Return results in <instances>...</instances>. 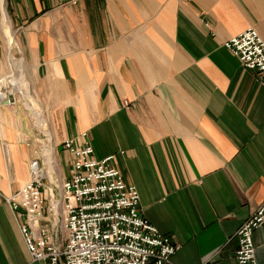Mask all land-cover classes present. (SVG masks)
Here are the masks:
<instances>
[{
  "label": "crops",
  "instance_id": "0c3cea01",
  "mask_svg": "<svg viewBox=\"0 0 264 264\" xmlns=\"http://www.w3.org/2000/svg\"><path fill=\"white\" fill-rule=\"evenodd\" d=\"M0 1L15 32L9 47L0 24V78L31 79L47 123L36 133L0 104V264H31L4 196L28 181L48 131L60 180L47 186L68 173L61 143L85 131L179 244L174 264H238L237 230L264 203V84L224 43L251 27L264 39V0ZM253 239L264 264V224Z\"/></svg>",
  "mask_w": 264,
  "mask_h": 264
},
{
  "label": "built area",
  "instance_id": "2783aa9c",
  "mask_svg": "<svg viewBox=\"0 0 264 264\" xmlns=\"http://www.w3.org/2000/svg\"><path fill=\"white\" fill-rule=\"evenodd\" d=\"M224 45L264 84V39L254 27ZM4 99L0 93V101ZM129 104L123 101L125 107ZM79 137L80 143L73 138L61 143L71 160L58 196L54 187L44 184V157L37 156L29 160L28 181L4 197L31 264H174L179 244L145 218L137 188L110 163L113 155L95 159L87 133ZM44 189L51 210L48 219L44 218ZM263 224L264 203L237 230L238 264H259L253 234Z\"/></svg>",
  "mask_w": 264,
  "mask_h": 264
},
{
  "label": "bare ground",
  "instance_id": "6f19581e",
  "mask_svg": "<svg viewBox=\"0 0 264 264\" xmlns=\"http://www.w3.org/2000/svg\"><path fill=\"white\" fill-rule=\"evenodd\" d=\"M7 20V19H6ZM2 23V10H1V1H0V24ZM2 31V29L0 28V32ZM6 36L7 38L11 41L13 40V35H12V30L10 28V24L7 20L6 23ZM16 65L17 67L20 69V66L18 64V61H16ZM20 74V73H19ZM10 76L12 75H7V80L3 79L2 77L0 78V84H1V98H5L4 100L0 101V104L3 105H8L10 106L11 100L8 99V94H14V91L11 89L10 87V83H8V79H10ZM14 78V77H13ZM15 79V78H14ZM13 80V79H12ZM16 83L15 80L12 81V83ZM16 86H19V89L22 92V97L26 100V105L25 108L28 111H31L35 120L37 121V124L41 127H47V123H46V118L44 116V112L42 107L40 106L39 102L37 101V99L35 98V96L32 94L29 82L26 79L25 74L22 72L21 73V77L19 78V84ZM9 100V102H8ZM15 105V104H14ZM41 127V128H42ZM52 139L50 140V144H48L45 148V156L47 157L48 161H49V165H50V170L48 172V175H52L53 174V169H54V163H55V152H54V147H53V143H52ZM51 160V161H50ZM45 174L47 175V169L45 170ZM53 181V179H52Z\"/></svg>",
  "mask_w": 264,
  "mask_h": 264
},
{
  "label": "rangeland",
  "instance_id": "374dc122",
  "mask_svg": "<svg viewBox=\"0 0 264 264\" xmlns=\"http://www.w3.org/2000/svg\"><path fill=\"white\" fill-rule=\"evenodd\" d=\"M3 8V7H2ZM5 8H6V4H5ZM6 12H7V10H6ZM8 14V13H7ZM4 18H7V16L6 15H2V26L4 27V30L6 29V22H5V19ZM13 30V29H12ZM6 32V31H5ZM13 32H14V30H13ZM14 35H15V32H14ZM16 37V36H15ZM16 39H17V37H16ZM5 41H6V44H7V46H9V44L7 43L8 42V39H7V36L5 37V39H4ZM0 44H1V46H2V48H3V51H4V53H5V49H4V47H3V45H2V41H1V39H0ZM10 47V46H9ZM12 51H13V53H14V55L16 56V57H19V56H21V54H19L18 52H17V48L16 47H14L13 49H12ZM11 69H9V73L7 74V75H12V76H10V79H8V83H10V87L12 88V87H14V86H16L15 85V83H12V79H14L13 78V76L15 75V73H16V71H15V69L14 70H11ZM7 75L6 76H4V78L3 79H5V80H7ZM26 79H27V77H26ZM31 80V79H30ZM30 80H28L27 79V81H29L30 82ZM32 81V80H31ZM31 83V82H30ZM14 93H15V95L14 94H8V98H10V100L11 101H14V103H15V105H17L21 110H20V115H21V117L23 118H25L26 119V122H27V124L30 126V129H32V130H34V128L37 130L36 131V133H39V130L40 131H43V132H45L46 131V127H40L38 124H37V121L35 120V118H34V116H33V114H32V112L31 111H28V110H26V108H25V105H26V100L21 96V93L19 92V91H17V90H15L14 91ZM37 98V97H36ZM38 100H39V103H40V106H42V103L40 102V99L38 98ZM25 104V105H24ZM14 107V106H13ZM46 113H47V115H49V113H48V111H45ZM35 132V131H34ZM40 134V133H39ZM37 136L38 137H40V135H38L37 134ZM51 139H53V134H52V132H50V131H48L47 133H46V139H45V141H43V146H42V141H41V143H40V147H41V149H42V153H43V156H44V159H43V162H44V164H45V168L47 169V175H48V172H49V170H50V165H49V161H48V159H47V157L44 155L45 154V148H46V146L48 145V144H50V140ZM52 143H53V147H54V144H56L57 143V140H56V142H54V139H53V141H52ZM55 148V147H54ZM66 151V150H65ZM57 160V159H56ZM55 160V163H54V169H53V174L52 175H48V177H47V179H49L51 182H53L54 183V181H56V179H58V180H60V172H59V169H58V165H57V161ZM51 161V160H50ZM69 166H70V164H69ZM62 168H63V171H65V166L63 165L62 166ZM68 176V173H66L65 174V177L64 178H66ZM63 178V179H64ZM47 179H45L44 180V184L46 185L48 182H47ZM52 179H53V181H52ZM62 181V180H61ZM61 181H60V183L59 182H56L55 184L56 185H54L53 187H54V195L55 196H58L59 195V189H60V184H61ZM48 185V184H47ZM57 186V187H56ZM49 187H51V186H49ZM47 193H48V191H47ZM11 194V193H10ZM8 196V195H7ZM43 196H44V191H43ZM5 197V196H4ZM5 201V200H4ZM44 201H45V199H44ZM8 205V204H7ZM12 213V212H11ZM13 216V215H12Z\"/></svg>",
  "mask_w": 264,
  "mask_h": 264
}]
</instances>
